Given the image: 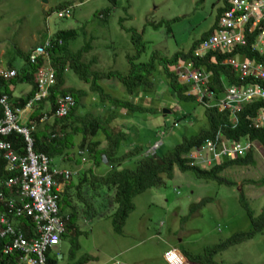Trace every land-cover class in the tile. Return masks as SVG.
I'll return each mask as SVG.
<instances>
[{"label":"rangeland","instance_id":"1","mask_svg":"<svg viewBox=\"0 0 264 264\" xmlns=\"http://www.w3.org/2000/svg\"><path fill=\"white\" fill-rule=\"evenodd\" d=\"M47 1L0 0L2 66L8 65L19 72L25 67L24 56L31 48L43 44L50 34L55 37L59 32L75 30L78 36L68 42V52L75 54L90 44L92 50L84 55L83 61L95 62L93 71H117L128 75L129 58L137 54L133 35L128 31L143 35L147 48L141 62H147L153 53L170 58L179 52H189L197 41L209 33L216 25L219 10L224 6V0H117L116 3L111 0ZM68 7L72 10V17H60L58 13ZM155 77L160 80L159 84H155V97L142 102L148 108L157 106L160 110H170L168 125L164 127V117L153 113L132 117L122 110L119 120L113 123V129L115 132L132 131L134 142L145 145L149 140H157V131L164 128L162 130L166 136L159 153L162 156L181 143L184 136L189 137L208 127V122L203 107L192 108L193 103L178 104L172 98L164 77L160 73ZM66 81V88L81 89L87 93L80 100L78 114L102 115L104 119L111 115L97 95L91 92L89 84L80 81L72 72L66 74ZM8 83L10 90V86L24 82ZM101 86L117 98H127L126 89L117 80H105ZM20 87H29V84H22L17 90ZM43 106L44 111L50 110L49 102ZM185 112L192 114H187L190 119L187 117L175 126V120ZM47 125L52 126L53 121ZM81 138H77L78 143ZM106 145L102 139V147ZM78 150L80 148L76 147V153ZM255 151V166H234L221 175L223 179L233 182L234 186L199 179L192 172H182L175 167L172 179L163 175L162 185L135 199L136 210L129 218L123 235L116 232L113 224V216L118 208L116 190L103 188L87 192L85 188L83 191L87 199L84 207L88 214L84 212L78 219L80 250L77 252L72 248L73 239L67 234L53 250L54 256L62 258L59 262L65 264L70 261V253L79 257L90 256L92 260L87 264H167L165 254L175 250L189 264H195L189 258L203 257L207 250L220 246L232 237L255 230L241 203L243 194L255 218L264 210V148L257 145ZM106 161L104 158L103 165L98 168L87 155V162L82 166L67 162L61 168L81 175L75 176L72 181L77 185L79 178L89 170L93 169L98 176L102 174L100 172L104 173L109 168ZM54 163L56 165L58 162ZM135 163H126L120 169H134ZM73 195L76 196L75 193ZM209 199L212 202L203 204ZM180 260L186 264L185 260ZM211 261L217 264H264V231L251 241L219 250Z\"/></svg>","mask_w":264,"mask_h":264},{"label":"trees","instance_id":"2","mask_svg":"<svg viewBox=\"0 0 264 264\" xmlns=\"http://www.w3.org/2000/svg\"><path fill=\"white\" fill-rule=\"evenodd\" d=\"M116 1H114V3H116ZM229 7L230 0H224V6L218 12L215 27L204 35L200 41H197L189 52H179L170 58L161 57L153 53L147 62H141L142 56L147 48L143 40V35H140L137 31H128L133 35V41L137 50V54L129 58L130 71L128 75H124L117 71H93L92 66L95 62L85 63L83 61L84 55L92 50L90 44H86L84 48L75 54L68 52V42L76 39L78 36L75 30L62 31L55 35V40L53 42L54 47L50 50V54L58 82L50 89L49 98L43 99L42 102L35 106L25 124L27 128L35 129L32 133V137L35 139V152L43 153L52 160V164L49 167L51 171L61 169L55 165L54 161L56 159L61 160L64 164L68 162L75 166H82L87 162V155L90 157L93 165L98 166V168L103 165L102 162L104 158L107 159L106 162L109 167L104 173L100 172L102 174L99 176L96 175L97 173L93 169L85 172L84 175L79 178L77 185L72 182L74 177L79 175L75 174L71 179L66 181L65 189L61 194L56 192L55 189L52 193L58 196V206L61 217H70V222L67 225V234L72 237V248L77 252L80 250L78 237L81 236L78 227V219L84 212L88 214V211L84 207L87 199V194L83 191L85 188L87 192L103 190V188L107 190H116L115 201L118 208L116 214L113 216V224L116 232L123 235L129 218L136 210L135 199L139 195L153 188H157L158 185L162 183L161 180L163 175L168 177V179H172L171 177L175 167H178L182 172H192L199 179L216 180L220 184L227 183L228 185L234 186L233 182L221 177L225 170L234 166H255V150H251L245 157H237L233 160L220 158L208 168L193 166L191 160L187 158L196 148L201 147L210 140H215L218 134L224 136L231 142L243 141L246 143L247 141H251L264 148V127L257 130L251 126L259 112L264 110V100L256 99L251 103H244L236 112V124L232 123L229 109H221L218 105L221 99L225 98L229 87L242 85L264 86V81L254 78L241 81L239 75L227 64V61L235 58L238 59L240 63L251 62L256 66L264 67V55H260L253 51L257 34H247V46L236 48L230 54L210 53L202 59L194 57V52L199 45L206 42L216 32L219 18ZM103 16L105 17V15ZM24 60L25 67L18 72L17 78L10 80V82L12 84H15V81L28 83L32 90L26 98L21 97L11 100V91L7 86L2 85L5 81L0 80V96L3 94L7 95L14 108L25 107L26 103L34 97L38 89L36 73L41 64H30L28 55L24 56ZM188 63H193L196 68L206 70L211 74L212 100L200 103L197 100V96L192 94L191 87L179 81L176 68L180 64ZM70 72L76 75L83 83L90 85L91 92L97 95L101 104L108 108L107 110L111 112V115L104 119L102 115L96 116L91 113H86L85 115L78 114L80 110V100L86 97L87 93L81 89L66 88V74ZM157 73H160L164 77L166 86L171 91L170 94L172 98L178 102V104L191 105L193 103V105H191L192 108L196 106L203 107L208 127L201 128V131L189 137L184 136L182 142L176 145L168 154L160 156V149L155 157L148 158L146 157V153L156 140H149L145 145L135 143L131 137L132 131L115 132L113 123L119 120L121 111L126 110L132 117H135L137 114L144 115L147 113L162 116L164 117V127L166 124L168 125L169 113L164 112L166 108L161 110L158 109L157 106L148 108L142 102L145 99L149 100L155 97V84H159L160 81L155 77ZM105 80L119 81L127 91V98L121 99L115 97L111 93H107L101 86V82ZM1 86L5 90H2ZM68 95L75 98L76 106L72 109L67 119H55L56 100ZM47 102L50 103V110L44 111L45 106H43V104ZM188 113L190 112L180 113L181 116L175 120V126L184 122L187 117H189L187 116ZM190 115L192 114L190 113ZM1 119H3V108L0 106V120ZM48 121H53L51 127L47 125ZM162 129L164 128L159 129L157 133H164L162 137L163 140L166 136V132ZM78 137H82L79 143L77 142ZM155 137L156 135H154V138ZM0 139L5 140L7 143H11L13 148L19 153H25L26 142L24 138L17 133L11 134L8 138L0 137ZM102 139L107 143L105 147H102ZM76 147L80 148L77 153ZM132 161L136 162V168L120 169L124 164L131 163ZM12 176L14 175L8 172L6 161L0 158V192H5L7 195L10 194L11 191L5 187L4 183ZM56 182L61 183L62 179L57 176ZM73 193H75L76 196H74ZM208 201L212 202V199L203 201V204ZM241 203L246 209L247 216L255 230L249 234L236 235L220 246L207 250L203 257L195 259H190L188 257L189 260H192L195 264H217L215 261L212 262L211 260L219 250L221 251L241 245L253 240L258 234L263 233L264 210L258 218H255L243 194H241ZM0 214H7L3 204H0ZM13 222L15 228L23 231L27 238L35 236L34 229H36V227L33 220L21 218L17 220L14 219ZM67 234L64 238L67 237ZM5 243L6 242L0 244V252ZM76 255L75 253H70L69 259L71 262L73 260L76 261ZM6 258L11 262L15 261L14 257ZM91 260L90 256L84 255L75 263L67 264H87ZM48 262L49 264H58V260L53 258L50 254H48Z\"/></svg>","mask_w":264,"mask_h":264},{"label":"built area","instance_id":"3","mask_svg":"<svg viewBox=\"0 0 264 264\" xmlns=\"http://www.w3.org/2000/svg\"><path fill=\"white\" fill-rule=\"evenodd\" d=\"M58 14L62 18L72 17V10L66 8ZM247 34H257L253 51L264 55V0H230L229 9L218 20L216 32L199 45L194 57L202 59L210 53L230 54L236 48L247 46ZM53 42L54 37L50 35L45 43L32 48L28 53L30 64H42L36 73L37 92L25 107L14 108L7 95L0 96V106L3 108L0 137L8 138L11 134L17 133L26 142L25 153L21 154L11 143L0 139V158L6 161L8 172L14 175L4 183L11 191L10 194L0 192V204H3L7 211L6 215L0 214V244L6 242L0 252V264H49L48 254L52 256L53 250L61 244L70 222L69 216L61 217L58 196L52 193L55 189L61 194L66 181L76 173L68 169L51 171L49 167L52 160L43 153L35 152V139L32 137L35 129L22 125L24 115L32 112L38 103L48 98L50 89L58 82L51 62L50 50L54 47ZM227 64L239 75L241 81L248 78L264 81L263 66H256L251 62L240 63L235 58L227 61ZM176 71L179 81L191 87L192 94L197 96L200 103L212 100L209 72L196 68L193 63L180 64ZM17 76L18 72L14 69L0 68V80L10 82ZM256 99L264 100V86H232L227 89L225 98L221 99L218 105L221 109H229L232 123L236 124L237 110L244 103H251ZM75 106L76 100L71 95L58 98L55 119H67ZM251 126L257 130L264 127V110L259 112ZM163 136V132L158 134V139L149 147L146 157L152 158L157 155L163 146ZM257 145L251 141L231 142L218 134L215 140L204 143L189 154V159L193 166L211 167L220 158L233 160L245 157L251 150H256ZM57 176L62 179L61 183L56 182ZM21 218L33 220L36 227L34 237L27 238L23 231L15 228L13 220ZM6 257H14L15 261L11 262ZM180 259L188 264L178 251L165 254L167 264H183Z\"/></svg>","mask_w":264,"mask_h":264},{"label":"crops","instance_id":"4","mask_svg":"<svg viewBox=\"0 0 264 264\" xmlns=\"http://www.w3.org/2000/svg\"><path fill=\"white\" fill-rule=\"evenodd\" d=\"M117 2V1H116ZM68 8H70V7H68ZM51 35V34H50ZM47 40V39H46ZM43 43H45V42H43ZM32 49V48H31ZM30 49V50H31ZM29 50V51H30ZM0 68H8V69H13V68H11L10 66H2L1 65V62H0ZM22 84H25V83H21V84H18L17 86H10V91H11V100L12 99H18V98H21V97H23V98H26L27 97V95H28V93H30L31 92V90H32V88H31V86L29 85V87H20V89L19 90H17L18 89V87L19 86H21ZM2 85H4V86H7L8 87V85H9V83L8 82H4V84H2ZM1 89L2 90H5L2 86H1ZM32 112H27L25 115H24V117H23V120H22V125H25L26 123H27V119H28V116L31 114ZM48 123H50V121H48ZM49 126V125H48ZM51 127V126H50ZM57 160H55V162H56ZM58 163L56 164V166H58V167H60L61 168V166L64 164V163H62L61 162V160H58L57 161ZM61 169H67V168H61ZM52 256H54V253L52 254ZM57 256V255H56ZM56 256H54V257H56ZM53 257V258H54ZM81 257V256H80ZM78 255H76V261L80 258ZM55 259H57L58 260V264H65L63 261L62 262H59V261H61L62 260V258L61 259H58V257H56ZM64 260V259H63ZM75 260H73L72 262L71 261H69V263H75L76 262ZM189 264V263H188Z\"/></svg>","mask_w":264,"mask_h":264},{"label":"water","instance_id":"5","mask_svg":"<svg viewBox=\"0 0 264 264\" xmlns=\"http://www.w3.org/2000/svg\"><path fill=\"white\" fill-rule=\"evenodd\" d=\"M44 2L47 3L48 1H47V0H44ZM164 112H165V113H170V110H168V109H164Z\"/></svg>","mask_w":264,"mask_h":264},{"label":"clouds","instance_id":"6","mask_svg":"<svg viewBox=\"0 0 264 264\" xmlns=\"http://www.w3.org/2000/svg\"><path fill=\"white\" fill-rule=\"evenodd\" d=\"M54 40H55V38H54ZM27 55H28V53H27ZM51 62H52V58H51ZM41 64H42V63H41ZM52 65H53V63H52ZM7 69H8V68H7ZM161 148H162V147H161ZM161 148H160V149H161ZM160 149H159V150H160ZM158 152H159V151H158Z\"/></svg>","mask_w":264,"mask_h":264}]
</instances>
